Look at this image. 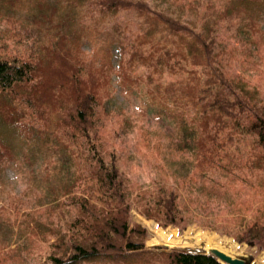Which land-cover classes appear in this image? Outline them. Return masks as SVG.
I'll use <instances>...</instances> for the list:
<instances>
[{"label":"trees","instance_id":"obj_1","mask_svg":"<svg viewBox=\"0 0 264 264\" xmlns=\"http://www.w3.org/2000/svg\"><path fill=\"white\" fill-rule=\"evenodd\" d=\"M220 3L0 0V264H30L34 237L38 264H225L147 248L133 208L264 245V0ZM117 92L167 118L179 167L136 178Z\"/></svg>","mask_w":264,"mask_h":264},{"label":"rangeland","instance_id":"obj_2","mask_svg":"<svg viewBox=\"0 0 264 264\" xmlns=\"http://www.w3.org/2000/svg\"><path fill=\"white\" fill-rule=\"evenodd\" d=\"M212 2L215 4V9H220L222 7L220 0H212ZM204 8H206V6H204ZM221 26H223V30L226 31L227 27L232 26V22L229 20L224 21L221 23ZM225 34L228 36L230 33L226 31ZM139 72L144 73L146 71L142 67ZM115 87H117L118 91L119 87L116 83ZM127 96L128 97L124 95V92H117L118 100L123 102V104L130 109L131 112H129V117L135 120L137 125L130 137L124 138L122 141L123 146L120 144V147L125 150V153L135 154L131 156L132 159L130 161L135 171V176L140 182L146 183L154 178L159 169L166 173L179 167L176 163L184 160L182 158L186 155L176 151L171 144H169L170 138H168V136L170 135L171 124L168 123L167 118L157 117L152 110L147 114L143 102L144 98L142 96H137L135 93L128 94ZM121 122L122 119L119 121L118 125H115L117 129L121 125ZM147 142L151 144L157 143L161 146L158 148H152L151 146L146 147L145 145H147ZM128 155L129 154H126V156ZM169 155H173L170 158L171 162L163 160V156L168 157ZM158 164L160 167L156 168ZM8 175L12 181L11 187L14 185L16 186L14 193L16 192L20 195L21 191L26 188V183L23 182L21 175H16L13 170H9ZM1 204L2 206L4 204L11 205L8 200L1 201L0 205ZM214 214L216 216V223L223 222V212ZM206 218H211V215ZM132 221L141 223L148 229V238L146 240L147 248L157 246L166 249L189 248L193 250H203L205 252H209L212 248H220L234 257L245 259L249 264H264V245H250L246 241H238L235 235H228L227 233H222L221 231L213 230L197 223L181 226L171 225L167 228H163L157 221L147 219L141 215L136 208H133ZM40 239L41 238L38 237L32 238L34 255L41 253L38 257L33 258L30 264H38L46 259V255L44 254L48 251L47 244ZM210 239L217 243V246L208 245Z\"/></svg>","mask_w":264,"mask_h":264},{"label":"water","instance_id":"obj_3","mask_svg":"<svg viewBox=\"0 0 264 264\" xmlns=\"http://www.w3.org/2000/svg\"><path fill=\"white\" fill-rule=\"evenodd\" d=\"M251 245H254L253 243ZM209 253L217 257L221 262L226 264H249L243 258L233 257L232 255L218 249L212 248L209 250Z\"/></svg>","mask_w":264,"mask_h":264},{"label":"bare ground","instance_id":"obj_4","mask_svg":"<svg viewBox=\"0 0 264 264\" xmlns=\"http://www.w3.org/2000/svg\"><path fill=\"white\" fill-rule=\"evenodd\" d=\"M169 234V233H168ZM173 235V234H172ZM165 237V236H164ZM163 237V238H164ZM168 238V237H167ZM169 239V238H168ZM213 239V238H212ZM212 239H210L209 240V242H208V245H211V246H217V243H215ZM168 242H172V241H168ZM234 247V246H233ZM220 249V248H219ZM220 250H222V251H224V252H226L225 250H223V249H220ZM227 253V252H226Z\"/></svg>","mask_w":264,"mask_h":264}]
</instances>
